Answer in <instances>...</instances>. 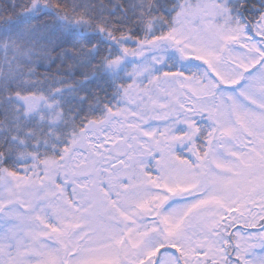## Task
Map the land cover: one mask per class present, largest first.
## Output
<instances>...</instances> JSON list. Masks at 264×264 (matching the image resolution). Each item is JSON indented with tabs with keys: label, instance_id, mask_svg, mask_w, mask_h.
Listing matches in <instances>:
<instances>
[{
	"label": "snow or ice",
	"instance_id": "snow-or-ice-1",
	"mask_svg": "<svg viewBox=\"0 0 264 264\" xmlns=\"http://www.w3.org/2000/svg\"><path fill=\"white\" fill-rule=\"evenodd\" d=\"M0 264H264V0H0Z\"/></svg>",
	"mask_w": 264,
	"mask_h": 264
}]
</instances>
